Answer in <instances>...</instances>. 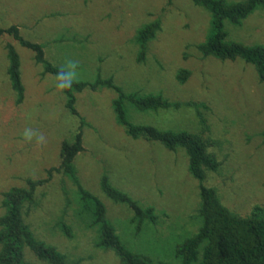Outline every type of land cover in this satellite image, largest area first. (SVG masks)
Wrapping results in <instances>:
<instances>
[{"label": "rangeland", "instance_id": "1", "mask_svg": "<svg viewBox=\"0 0 264 264\" xmlns=\"http://www.w3.org/2000/svg\"><path fill=\"white\" fill-rule=\"evenodd\" d=\"M210 20L192 0H0V28L17 26L25 40L42 46L54 66L67 59L78 61L77 81L112 77L126 93L160 94L170 102L204 105L130 115L135 124L184 131L210 143L207 152L219 167L206 172L203 184L215 190L225 208L247 217L254 207H264V84L242 60L201 56L197 46L206 40ZM154 21H159L160 30L139 63L135 34ZM225 27L231 41L264 45L260 9L240 26ZM8 43L20 59L25 92L19 105L7 75ZM33 58V52L11 36L0 39V216L2 194L26 187L29 179L46 178L49 169L59 166L62 142L69 141L79 125L65 109L55 77L43 75ZM182 69L189 76L180 84L176 76ZM115 98L107 89L76 96V110L86 123L83 151L74 160L77 179L103 203L107 220L130 251L156 264H176V248L201 226L199 183L189 173L183 149L171 152L159 143L126 135L116 122ZM26 127L45 134L47 143L38 147L24 142ZM103 175L141 207L152 208L157 221L137 227L129 208L101 192ZM78 198L76 185L53 173L37 190V205L25 222L37 239L67 256L66 264H120L113 251L95 247L96 228L90 227V216ZM25 258L44 264L28 249Z\"/></svg>", "mask_w": 264, "mask_h": 264}, {"label": "trees", "instance_id": "2", "mask_svg": "<svg viewBox=\"0 0 264 264\" xmlns=\"http://www.w3.org/2000/svg\"><path fill=\"white\" fill-rule=\"evenodd\" d=\"M197 7L206 10L211 17L210 32L206 40L197 46L203 58L213 57L221 62L242 60L252 65L258 81L264 84V45H244L231 41L226 23L240 26L254 11L264 12V0H192ZM160 30L159 21L142 25L136 32L134 42L138 47L137 62H143L147 46ZM11 36L22 48L34 54V62L43 68L42 74L55 77L57 66L45 58L42 46L25 40L17 26L0 28V39ZM8 67L7 75L12 90L16 94V104L24 99V86L21 81L20 59L11 44L5 46ZM189 76L185 69L177 73V81L182 84ZM107 89L116 93L113 111L116 122L126 135L133 140L159 143L165 149L175 152L183 149L188 157L190 175L199 183L201 226L196 234L176 248V264H264V207L256 206L247 217H239L225 208L219 201L214 189L204 186L207 171H216L219 163L207 152L211 146L200 136L184 131L160 129L146 124H135L130 111L135 113H158L179 110L183 107L202 106L192 103L170 102L160 94L126 93L114 83L112 77L97 76L94 81H77L71 90L66 91L65 109L79 121L77 132L69 141L64 140L60 148V163L57 168L49 169L46 178L27 180L26 187H14L2 194L0 216V264H32L25 258V249L44 264H66L67 256L51 245L37 239L25 216L37 205L36 192L44 186L53 173L67 176L77 187V196L82 207L90 216V227L96 228L95 247L111 250L119 258L120 264H156L151 259L130 251L116 234L114 227L106 218L103 203L86 191L79 183L74 167L76 156L83 151L82 128L84 118L76 110V96L85 90ZM264 140V131L262 133ZM101 192L113 203L124 205L133 212V219L140 227L145 222L155 223L157 215L152 208H143L129 195L114 188L106 175L100 179ZM66 235L69 229L64 225Z\"/></svg>", "mask_w": 264, "mask_h": 264}, {"label": "clouds", "instance_id": "3", "mask_svg": "<svg viewBox=\"0 0 264 264\" xmlns=\"http://www.w3.org/2000/svg\"><path fill=\"white\" fill-rule=\"evenodd\" d=\"M79 62L73 59H67L59 66L55 73V89L58 93H65L71 90L74 83L77 82L79 76ZM23 141L29 144L34 143L38 147H42L47 143L45 134L34 130L31 127H26L22 133Z\"/></svg>", "mask_w": 264, "mask_h": 264}]
</instances>
